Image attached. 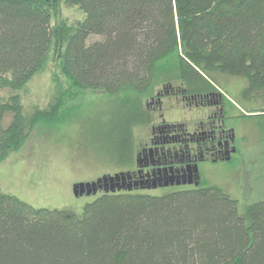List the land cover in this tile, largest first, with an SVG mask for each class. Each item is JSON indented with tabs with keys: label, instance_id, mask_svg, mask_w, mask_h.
I'll use <instances>...</instances> for the list:
<instances>
[{
	"label": "trees",
	"instance_id": "trees-1",
	"mask_svg": "<svg viewBox=\"0 0 264 264\" xmlns=\"http://www.w3.org/2000/svg\"><path fill=\"white\" fill-rule=\"evenodd\" d=\"M62 6L81 17L61 16ZM51 59L63 77L26 112L13 91ZM219 75L242 78L244 99H264V0H0V89L12 91L0 93V160L36 126L68 122L82 93L101 91L117 104L112 121L125 120L111 143L133 168L131 126L151 120L144 99L166 85L223 89ZM0 264H264V198L240 207L200 182L102 190L77 213L0 191Z\"/></svg>",
	"mask_w": 264,
	"mask_h": 264
},
{
	"label": "rangeland",
	"instance_id": "rangeland-1",
	"mask_svg": "<svg viewBox=\"0 0 264 264\" xmlns=\"http://www.w3.org/2000/svg\"><path fill=\"white\" fill-rule=\"evenodd\" d=\"M60 13L68 20L81 17V12L75 7L62 6ZM57 76L62 78L63 74L57 60L51 59L22 89L13 91L19 94L26 112L35 104L43 107L48 103ZM218 83L239 107L232 111L233 116L229 119L236 151L230 159L200 161L199 174L202 184L220 186L242 207L264 198V112H248L254 107H264V99H244L240 92L245 83L242 78L219 75ZM0 93L8 95L12 91L4 88ZM78 103L82 105L69 111L68 122L59 126H36L20 148L0 160V191L9 192L34 207L68 208L81 213L85 202L100 191L75 195L72 191L74 182L89 181L103 174L132 168L125 164L111 143L112 134L114 137L120 130L118 124L123 128L125 121L122 113L119 122L112 121L116 116L115 100L102 95L101 91H86ZM160 103L159 107L152 104L148 108L153 122L184 119L189 123L197 114L196 108L183 107L174 97H164ZM239 109L247 115H241ZM10 116L9 112L5 114L3 124L9 121ZM113 124L117 130L112 132ZM131 134L134 135L135 146L137 142L148 141L149 122L132 125ZM164 189L168 188L140 190L160 193Z\"/></svg>",
	"mask_w": 264,
	"mask_h": 264
},
{
	"label": "flooded vegetation",
	"instance_id": "flooded-vegetation-1",
	"mask_svg": "<svg viewBox=\"0 0 264 264\" xmlns=\"http://www.w3.org/2000/svg\"><path fill=\"white\" fill-rule=\"evenodd\" d=\"M222 90L216 86V89L186 93L179 87L166 85L147 97L146 108L152 104L159 107L162 98L174 97L183 107L196 108L197 114L189 123L184 119L166 123L150 120L148 141L137 142L134 167L125 170L131 178L119 188L113 185L114 190L197 185L201 182L200 161L226 159L228 155L230 159L236 151L234 134L231 139L233 127L229 123L234 108L225 107L227 95ZM102 190H111V184L102 183L95 192Z\"/></svg>",
	"mask_w": 264,
	"mask_h": 264
},
{
	"label": "water",
	"instance_id": "water-1",
	"mask_svg": "<svg viewBox=\"0 0 264 264\" xmlns=\"http://www.w3.org/2000/svg\"><path fill=\"white\" fill-rule=\"evenodd\" d=\"M233 134L234 133H232L231 139H233ZM232 150H234V147L232 148ZM228 158L229 155L226 156V159ZM127 178H131V174L129 171H118L114 172L113 174H103L93 180L74 182L72 184V191L75 195L95 192L97 187L102 183H110L111 190L113 191L115 189L114 187H112L113 185L119 188L121 185H123ZM127 188H130V183L127 184Z\"/></svg>",
	"mask_w": 264,
	"mask_h": 264
}]
</instances>
